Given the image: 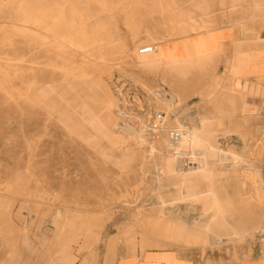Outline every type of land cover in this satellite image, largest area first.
<instances>
[{
    "label": "rangeland",
    "instance_id": "obj_1",
    "mask_svg": "<svg viewBox=\"0 0 264 264\" xmlns=\"http://www.w3.org/2000/svg\"><path fill=\"white\" fill-rule=\"evenodd\" d=\"M258 1L99 0L90 7L105 41L87 53L54 45L48 57L30 51L18 22L21 13L5 5L0 11V264H113L169 247L197 249L202 264H237V247L264 248V200L252 197L254 186L264 187V0ZM229 31L234 37L227 58L229 44L222 39ZM147 45L155 51L141 53ZM247 82L263 87L262 96L247 95ZM108 98L115 104L112 111ZM247 103L257 107L255 114ZM158 113L163 118L155 123ZM196 117L219 147L199 183L206 224L220 242L199 231L182 238L175 206L183 187L197 190L195 176L183 180L181 162L197 145L190 132H198ZM181 125L187 141L176 132ZM197 146L204 153V145ZM255 171L260 181L247 175ZM162 212L171 219L167 228ZM140 214L155 217L153 227ZM132 234L145 245L132 246Z\"/></svg>",
    "mask_w": 264,
    "mask_h": 264
},
{
    "label": "bare ground",
    "instance_id": "obj_2",
    "mask_svg": "<svg viewBox=\"0 0 264 264\" xmlns=\"http://www.w3.org/2000/svg\"><path fill=\"white\" fill-rule=\"evenodd\" d=\"M98 1L99 0H3V1H0V11L3 10V8L5 7V5H14L15 7V10H14V13H16V11H18V13L20 12L21 13V20H18V22L20 21V28L22 30V38H24L26 40V43L29 45V48H30V51L33 50V54L36 56V57H40L41 55L43 54H47V57L48 55H51L52 54V50H53V47L54 45H62V46H70V47H73L72 50L74 48H76L77 50H84V52H89L88 50L86 51L87 48L89 47H92V46H95L97 43H102L103 41H105V39L102 37V35H100V30H101V25L99 24L100 21H96L95 20V17L96 15L93 13L92 9H91V4H94L95 6V3L98 5ZM118 1V0H117ZM224 1V0H223ZM226 1V0H225ZM261 1V0H260ZM258 1V2H260ZM108 2V0H107ZM112 2V1H111ZM120 2V1H119ZM158 2V1H157ZM203 2V1H201ZM222 2V0H221ZM114 3V2H112ZM212 3V2H211ZM254 3V2H253ZM256 3V2H255ZM117 4V2H116ZM201 4V3H200ZM238 4V3H237ZM111 5V4H110ZM99 6V5H98ZM108 6V5H107ZM113 6V5H112ZM122 6V5H121ZM231 6V5H230ZM255 6V5H254ZM196 7V6H195ZM260 7V6H259ZM263 7V6H262ZM103 8V6H102ZM199 8V7H198ZM7 9V8H6ZM17 9V10H16ZM105 9H108L107 11H109V6L108 8L105 7ZM121 10H124V8H120ZM165 9V8H164ZM201 9V8H199ZM236 9V8H235ZM10 10V9H9ZM198 10V9H197ZM203 10V9H202ZM219 10V9H218ZM98 11V10H97ZM97 11H94V12H97ZM104 11V10H103ZM111 11V10H110ZM207 12V11H206ZM225 13V11H223ZM261 12V11H260ZM4 13V12H3ZM2 13V14H3ZM11 13V12H10ZM101 13V12H99ZM6 14V13H5ZM103 14V13H102ZM222 14V13H220ZM263 14V13H262ZM3 16V15H2ZM7 17V14L5 15ZM133 16V15H131ZM226 16V15H225ZM4 17V16H3ZM5 17V18H6ZM103 17V16H102ZM134 17V16H133ZM179 17V16H177ZM183 17V16H182ZM260 17V16H259ZM20 18V17H19ZM104 18V17H103ZM132 18V17H131ZM176 18V17H175ZM218 18V17H217ZM264 18V17H263ZM4 19V18H3ZM10 19V18H9ZM92 19H94L93 21H91ZM133 19V18H132ZM131 19V20H132ZM188 19V18H187ZM12 20H15V19H12ZM102 20V19H101ZM126 20V19H124ZM175 20V19H174ZM184 20H186L185 18H182L179 20V22H181V24L184 22ZM91 21V22H90ZM178 21V20H177ZM176 21V22H177ZM214 21V20H213ZM262 21V20H261ZM2 22V21H1ZM11 22V21H10ZM95 24H94V23ZM131 22V21H130ZM187 22V21H186ZM185 22V23H186ZM264 22V21H262ZM8 23V22H7ZM13 23V22H12ZM92 23V24H90ZM97 23V24H96ZM101 23V22H100ZM104 23V22H103ZM133 23V22H131ZM94 24V25H93ZM113 24V23H112ZM126 24V23H125ZM180 24V23H179ZM208 24V22H207ZM210 24V23H209ZM7 25V24H5ZM105 25V24H104ZM114 25V24H113ZM190 25V24H188ZM199 25V24H198ZM197 25V26H198ZM213 25V23H212ZM216 25H218L216 23ZM260 25V24H259ZM179 27V26H177ZM181 27H184L183 25ZM208 27V26H207ZM14 28V27H13ZM103 28V27H102ZM109 28V27H108ZM113 28V26L111 27ZM192 28V27H191ZM199 28V27H198ZM218 28V27H217ZM261 28V27H260ZM177 29V28H176ZM183 29V28H182ZM206 29V28H204ZM216 29V28H215ZM214 29V30H215ZM263 29V28H262ZM16 30V29H15ZM107 30V29H106ZM109 30V29H108ZM120 30V29H119ZM193 30V29H192ZM113 31V30H112ZM176 31V30H175ZM174 31V32H175ZM180 31V30H179ZM194 31V30H193ZM105 32V31H104ZM192 32V31H191ZM208 32V31H207ZM106 33V32H105ZM104 33V34H105ZM113 33V32H112ZM199 33V32H198ZM201 33V32H200ZM194 34V33H193ZM217 34V33H216ZM93 35V36H92ZM172 35H175L176 34H172ZM212 35V33H211ZM214 35V34H213ZM104 36V35H103ZM189 35H187L188 37ZM192 36V35H191ZM119 37V36H118ZM186 37V38H187ZM212 37V36H211ZM112 38L113 40V37H110ZM120 38V37H119ZM174 38V37H173ZM172 38V39H173ZM176 38V37H175ZM192 38V37H191ZM195 39V37H193ZM192 38V39H193ZM183 39V38H182ZM205 39V38H203ZM213 39V38H212ZM211 39V40H212ZM23 40V39H22ZM108 40V38H107ZM106 40V41H107ZM178 40V39H177ZM186 40V39H185ZM197 41L198 38L196 39ZM210 40V39H209ZM111 41V40H110ZM120 41V40H119ZM179 41V40H178ZM193 41V40H192ZM196 41V42H197ZM214 41V40H213ZM218 41V40H217ZM113 42V41H112ZM115 42V41H114ZM216 42V41H215ZM150 43V42H149ZM177 43V42H176ZM186 42H184L185 44ZM191 43V42H190ZM193 43V42H192ZM195 43V41H194ZM193 43V44H194ZM198 43V42H197ZM200 43V42H199ZM210 43V42H209ZM110 44V43H109ZM153 44V43H152ZM164 44V43H163ZM169 44V43H168ZM188 44V43H187ZM208 44V41L207 43ZM213 44V43H212ZM107 45V44H106ZM115 44H113L112 46H114ZM118 45V44H117ZM116 45V46H117ZM180 45H183L182 43ZM179 45V46H180ZM119 46V45H118ZM178 46V44H177ZM215 47V45H213ZM211 46V47H213ZM98 47V46H97ZM107 47V46H106ZM112 47V48H113ZM189 47V46H187ZM200 47V46H199ZM203 47V46H202ZM61 48V47H60ZM101 48V47H99ZM108 48H110V46H108ZM119 48V47H118ZM156 48V47H155ZM158 48V47H157ZM206 48V47H204ZM55 49V48H54ZM59 49V48H58ZM65 49V47H64ZM90 49V48H89ZM93 49H97L96 47L93 48ZM104 49H105V46H104ZM103 49V51H104ZM123 49V48H122ZM172 49V48H171ZM182 49V48H181ZM190 49V48H189ZM188 49V50H189ZM193 49V46L192 48ZM208 49V48H207ZM214 49V48H212ZM71 50V51H72ZM92 50V48H91ZM99 50V49H97ZM96 50V51H97ZM101 50V49H100ZM108 50V49H107ZM138 50V46H134L133 47V50L132 52L135 53L137 52ZM160 50V49H159ZM158 50V51H159ZM167 50V49H166ZM177 50H180L177 49ZM185 50V48H184ZM210 50V49H209ZM68 51V50H67ZM66 51V52H67ZM155 51V50H154ZM164 51V50H163ZM170 51V50H169ZM173 51V50H172ZM183 51V49H182ZM181 51V52H182ZM195 51V50H194ZM198 51V50H196ZM200 51V50H199ZM211 51V50H210ZM65 52V51H64ZM82 52V51H81ZM102 52V51H101ZM175 52H176V49H175ZM203 52H206V51H203ZM74 53V52H73ZM80 53V52H79ZM83 53V52H82ZM93 53V52H91ZM111 53V52H110ZM154 53V52H152ZM157 53V52H156ZM166 53V52H165ZM171 53V52H170ZM68 54V53H67ZM101 54V53H100ZM151 54V52H150ZM179 54V53H178ZM190 54V53H189ZM199 54V53H198ZM203 54V53H201ZM63 55V54H62ZM73 55V54H72ZM83 55V54H82ZM90 55V54H89ZM92 55V54H91ZM90 55V56H91ZM98 55V54H97ZM96 55V56H97ZM104 55V54H103ZM138 55V54H137ZM182 55V54H181ZM33 56V55H32ZM84 56V55H83ZM88 56V60H89V57ZM108 56V55H107ZM113 56V55H112ZM140 56V55H139ZM147 56V55H146ZM180 56V55H179ZM186 56V55H185ZM46 57V56H45ZM70 58V56H68ZM67 57V59H68ZM73 57V56H72ZM85 57V56H84ZM87 57V56H86ZM86 57L84 59H86ZM135 57V56H134ZM141 57V56H140ZM173 57V56H172ZM24 58V57H23ZM91 58V57H90ZM94 58V57H92ZM99 59H101L102 57H98ZM163 58V57H162ZM43 59V57L41 58V60ZM66 59V60H67ZM74 59V57H73ZM142 59V57H141ZM151 59V58H150ZM193 59V58H192ZM195 59V58H194ZM40 60V61H41ZM140 60V59H139ZM147 60V58L145 59ZM160 60V59H159ZM158 60V62H159ZM38 61V60H37ZM70 61V60H69ZM77 61V60H76ZM80 62V60H78ZM77 61V62H78ZM100 61V60H99ZM107 61V59H106ZM109 61V60H108ZM68 62V61H66ZM73 62V61H72ZM70 62V63H72ZM75 62V61H74ZM75 62V63H77ZM83 62V61H82ZM87 62V61H86ZM101 62V61H100ZM105 62V61H104ZM145 62V61H144ZM153 62V61H152ZM35 63V62H34ZM51 63V62H50ZM53 63V62H52ZM89 63V62H88ZM93 64H95L94 62H92ZM92 63H89V64H92ZM103 63V62H102ZM111 63V62H110ZM151 63V61L149 62ZM44 64V62L42 63ZM47 64V62H46ZM74 64V63H73ZM85 64V63H84ZM160 64V63H159ZM71 65V64H70ZM140 65V64H139ZM50 66V65H49ZM63 66V65H62ZM74 66V65H73ZM159 66V65H158ZM156 66V67H158ZM163 66V65H162ZM52 67V66H51ZM72 67V65H71ZM79 67V66H78ZM80 67H81V64H80ZM3 68V67H2ZM59 68V67H58ZM153 68V67H152ZM33 69V68H32ZM31 69V70H32ZM37 69V67H36ZM72 69H74L72 67ZM84 69V68H82ZM27 70V69H26ZM29 69V71H31ZM81 71V69H79ZM34 71V70H33ZM74 71V70H72ZM77 71V70H75ZM83 71V70H82ZM41 72V70H39V73ZM86 72V71H85ZM26 73V71H25ZM34 73V72H32ZM78 73H80L78 71ZM53 74V73H52ZM105 74V73H104ZM262 74V73H261ZM87 75V74H86ZM86 75H84L86 77ZM50 76V75H49ZM82 76V78L84 77ZM89 76V75H87ZM32 78V77H31ZM34 79V78H33ZM85 79V78H84ZM87 79V78H86ZM238 79V78H237ZM246 79V78H244ZM261 82V78H259ZM257 79V80H259ZM241 80V79H240ZM62 81V80H61ZM87 81V80H86ZM246 81V80H244ZM33 82V81H32ZM98 82V81H97ZM61 83V82H60ZM249 83V86L247 89V95H251V96H262V92H263V87L262 90L260 89V85L257 83V82H247ZM25 84V83H24ZM23 84V85H24ZM246 84V83H245ZM101 85V84H100ZM40 86V85H39ZM48 86V85H47ZM99 86V84H98ZM167 86V85H166ZM226 85H223V88H225ZM69 88V87H68ZM220 89V87H219ZM226 89H229V88H226ZM88 90V89H87ZM103 90V88H102ZM63 91V90H62ZM73 91V90H72ZM120 91V90H119ZM158 91V90H157ZM217 91V90H216ZM221 91V90H220ZM26 92V91H24ZM67 92V91H66ZM91 92V91H90ZM213 92V91H212ZM261 92V93H260ZM23 93V92H22ZM112 93V92H111ZM216 93V92H215ZM221 93V92H220ZM245 93V92H244ZM165 95V94H164ZM216 95V94H215ZM224 95V94H223ZM226 95V94H225ZM231 95V94H230ZM246 95V94H245ZM27 96V95H26ZM74 96V95H73ZM105 96V95H104ZM227 96V95H226ZM111 97V95H110ZM166 97V96H165ZM213 98V96H211ZM229 97V96H228ZM241 97V96H240ZM112 98V97H111ZM111 98H108V102L106 103L107 104V107H109V109L112 111L113 108H115V104L113 103L114 101L111 99ZM122 98V97H121ZM126 98V97H125ZM35 101L37 102V100L39 101L40 98L36 95L35 96ZM167 99V98H166ZM210 99V97H209ZM214 99V98H213ZM221 99V98H220ZM222 100V99H221ZM242 100V99H241ZM159 101V100H158ZM168 101V100H167ZM166 101V102H167ZM211 101V100H210ZM224 101V100H223ZM222 101V102H223ZM51 102V101H50ZM68 102V101H67ZM221 102V103H222ZM243 102V101H242ZM157 103V101H156ZM160 103V102H159ZM170 103V102H169ZM168 103V104H169ZM174 103V102H173ZM176 103V102H175ZM219 103V104H221ZM228 103V102H227ZM232 103V102H231ZM38 104V103H37ZM49 104V103H48ZM54 104V103H53ZM62 104V103H61ZM129 104V103H128ZM166 104V105H168ZM207 104V103H206ZM205 104V105H206ZM213 104V103H212ZM40 105V104H39ZM171 105V104H170ZM174 105V104H173ZM209 107H210V104H208ZM217 105V103H216ZM228 105V104H226ZM244 105V104H243ZM242 105V106H243ZM76 106V105H75ZM156 106L158 107V105L156 104ZM57 107V106H56ZM69 107V106H68ZM167 109L169 108L168 106H166ZM32 108V107H31ZM140 108V107H139ZM172 108V106H171ZM222 108V107H220ZM227 108V107H226ZM229 108V107H228ZM239 108V107H238ZM246 108H247V111H249L251 114H255L257 112V107L255 105L251 106V104L247 103L246 105ZM54 109V108H52ZM79 109V108H78ZM201 109V108H200ZM219 109V108H218ZM245 109V108H244ZM51 110V109H50ZM108 110V108H107ZM114 110V109H113ZM164 110V109H163ZM171 110V109H170ZM173 110V109H172ZM198 110V109H197ZM225 110V109H224ZM230 110V109H229ZM64 111V110H63ZM159 111V110H157ZM166 111V110H165ZM169 111V110H168ZM222 111V110H221ZM231 111V110H230ZM241 111V110H240ZM243 111V110H242ZM171 112V111H170ZM200 112V110H199ZM227 112V111H226ZM233 112V111H232ZM231 112V113H232ZM94 113V112H93ZM201 113V112H200ZM216 113V112H215ZM243 113V112H242ZM114 114V112H113ZM117 114V113H116ZM131 114V113H130ZM172 114V113H171ZM203 115V113H201ZM206 114V113H205ZM167 115V114H166ZM200 115V114H199ZM229 115V114H228ZM66 116V115H65ZM198 116V115H197ZM227 116V115H226ZM247 116V115H246ZM136 117V116H135ZM147 117V116H146ZM154 117V122L155 123H159V119L163 118V115L158 113L157 115L153 116ZM152 117V118H153ZM170 117V116H168ZM179 117V116H178ZM253 117V116H252ZM98 118V117H97ZM117 118V117H116ZM241 118V117H240ZM180 119V118H179ZM206 119V117H205ZM216 119V117H215ZM109 120V119H108ZM139 120V119H138ZM164 120V119H163ZM173 120V119H172ZM194 120V119H193ZM196 120V126L195 128L197 129L198 132L196 133H193L192 131H190L192 134V138H194V140H196L197 142V145H201L203 146L204 145V153H198L196 151V147H198L197 145H190V150L188 152V155L187 157L181 161L182 163L184 162V166L183 169H182V172L184 173V179L185 180L187 177L189 176H195V180H196V184L193 183L192 185L195 186V188L197 190H194L193 192H188L185 187H183L180 192H179V199H178V202L177 204L175 205L176 206V210L179 214V216L182 218V223L180 222V225H181V237L182 238H185L186 235L189 233L190 234V231H195L196 232H201L205 237H208V236H212L214 235V239L218 242H220L219 240L221 239L218 235H215L211 232V230L208 228V225L206 224V222H208V220H206L208 218V213L207 211L203 208V205H202V200H203V197H202V191L201 190V186L199 183V181L201 180L202 177H204V172L201 173L202 170L206 169L209 167L210 165V158H212V156H214L215 154H217L219 151V147L218 148H214L213 145L214 144H211V135L212 133L207 129V126L206 124L204 123L205 121H203V119L201 117H196L195 118ZM214 120V118H213ZM177 121V120H176ZM180 121V120H179ZM185 121V119H184ZM184 121L182 123H184ZM215 121V120H214ZM112 122V121H111ZM222 122V121H221ZM90 123H93V122H90ZM169 123H172L171 121ZM180 122V124H182ZM186 123V121H185ZM184 123V124H185ZM187 123H188V120H187ZM207 123V122H206ZM168 124V122H167ZM179 124V123H178ZM208 124V123H207ZM217 124V123H216ZM219 124V123H218ZM224 124V123H223ZM174 125V124H173ZM194 125V124H193ZM77 126V125H76ZM91 126H94L91 124ZM167 126V125H166ZM175 126V125H174ZM217 126V125H216ZM162 127V126H161ZM160 127V128H161ZM177 127V126H175ZM185 126L182 127L179 126L177 129L178 131V137L181 139L183 138V140L185 139L186 140V130L185 132L182 131V129H184ZM240 127V126H239ZM110 128V127H108ZM173 128V127H172ZM187 128V127H186ZM216 128V127H215ZM65 129V128H64ZM168 129V128H167ZM175 129V128H174ZM188 129V128H187ZM77 130V129H76ZM176 130V129H175ZM211 130V129H210ZM172 131V130H170ZM174 131V130H173ZM220 131V130H219ZM105 132V131H104ZM113 132V131H112ZM127 132V131H126ZM168 132V131H167ZM222 132V131H221ZM87 133V132H86ZM218 133V129L216 130V134ZM167 134V133H166ZM215 134V135H216ZM221 134V133H220ZM162 135V134H161ZM189 136V134H187ZM219 135V134H218ZM84 136V135H83ZM99 136V135H98ZM154 136V135H153ZM165 136V135H164ZM214 136V135H213ZM157 137V136H156ZM190 137V136H189ZM187 137V138H189ZM158 138V137H157ZM161 138L163 139V137L161 136ZM165 138V137H164ZM220 138V137H219ZM159 139V138H158ZM213 139V138H212ZM170 140V139H169ZM182 140V139H181ZM118 141V140H117ZM122 141V140H121ZM120 141V142H121ZM158 141V140H157ZM162 141V140H161ZM174 141V140H173ZM176 141V140H175ZM191 141V140H190ZM143 142V141H142ZM213 142V141H212ZM140 143V142H139ZM163 143V142H162ZM183 143H186V142H183ZM188 143V142H187ZM109 144V143H108ZM190 144V143H189ZM196 144V143H194ZM218 144V142L216 143ZM187 145V144H186ZM175 146V145H174ZM188 146V145H187ZM186 146V148H187ZM144 147V146H143ZM179 148V145L177 146ZM184 147V146H183ZM200 147V146H199ZM29 148V147H28ZM31 148V147H30ZM155 148V147H154ZM165 149V148H164ZM189 149V148H188ZM218 149V150H217ZM106 150V149H105ZM113 150V149H112ZM119 150V148H118ZM165 151V150H164ZM184 151V150H183ZM188 151V150H187ZM224 150H222L223 152ZM186 152V151H185ZM170 153V152H169ZM168 153V154H169ZM232 154V153H231ZM113 155V154H112ZM174 155V154H173ZM235 155V154H234ZM176 156V155H175ZM177 156H180L179 154H177ZM184 156V154H183ZM238 156V155H237ZM242 159V158H240ZM226 160V159H225ZM180 162V163H181ZM221 164V163H220ZM224 165V164H223ZM226 165V164H225ZM228 165V164H227ZM225 167V166H224ZM228 167V166H227ZM211 169V168H210ZM225 170V169H224ZM234 170V169H233ZM259 171H255V172H250L248 173L247 175L250 177L256 182V181H260V178L258 176V173ZM200 175V176H198ZM226 175V174H225ZM234 175V174H233ZM260 175V174H259ZM197 176V178H196ZM181 177V175H180ZM199 178V179H198ZM214 179V178H213ZM203 180V178H202ZM201 180V181H202ZM182 181V179H181ZM198 181V183H197ZM208 186V185H207ZM179 188V187H178ZM192 188V187H191ZM209 188V187H208ZM207 188V189H208ZM206 191V190H205ZM208 191V190H207ZM216 191V189H215ZM217 192V191H216ZM215 192V194H216ZM207 193V192H206ZM253 199L255 198L256 200H258L259 202L263 201L264 200V187H256L254 186L253 188ZM215 198V197H214ZM217 200V199H216ZM215 201V199H214ZM186 202V203H185ZM207 203V202H206ZM218 203V202H217ZM216 205V204H215ZM170 206V205H169ZM164 207V206H163ZM166 207V206H165ZM222 207V206H221ZM1 208V207H0ZM162 208V207H161ZM167 208H169L167 206ZM164 209V208H162ZM161 211V210H160ZM173 211H175L173 209ZM176 212V211H175ZM241 212V211H240ZM211 213V212H210ZM244 213V212H243ZM61 214V213H60ZM75 214V213H74ZM8 215V214H7ZM161 215V214H160ZM221 215V213H220ZM242 215V214H241ZM178 215H176V218ZM222 216V215H221ZM8 217V216H7ZM216 217V216H215ZM140 220H144L145 223L147 225H152L153 227V224H154V218H144V216H142L140 214V216L138 217ZM160 218V217H159ZM172 218V217H171ZM209 219V218H208ZM62 220V219H61ZM161 220V224L163 226V228H167L169 227V222L168 220H171L170 217H168L165 212L163 213L162 212V218L160 219ZM176 219H174L175 221ZM212 220V219H210ZM215 221V220H214ZM198 222V223H197ZM217 222V221H216ZM214 223V222H212ZM69 224V222H68ZM179 224V223H177ZM215 224V223H214ZM173 224H171L172 226ZM211 225V224H210ZM63 226V225H62ZM65 226V225H64ZM63 226V227H64ZM161 226V225H160ZM69 227V226H68ZM221 227V226H220ZM158 228V227H157ZM156 229V227L154 228ZM159 229V228H158ZM157 229V230H158ZM59 230V229H57ZM63 230V229H62ZM65 230V229H64ZM165 230V229H164ZM133 231L134 233H137V231L133 228ZM180 231V230H179ZM63 232V231H62ZM61 232V233H62ZM161 232V231H160ZM163 232V231H162ZM161 234L164 235V232ZM129 233V232H128ZM144 233V232H143ZM124 234V233H123ZM131 234V233H130ZM61 235V234H60ZM96 235V234H95ZM129 235V234H128ZM162 235V236H163ZM179 235V234H178ZM67 236V235H66ZM97 236V235H96ZM176 236V235H175ZM174 236V237H175ZM189 236V235H188ZM180 237V236H179ZM128 238V237H127ZM189 238V237H187ZM96 239V237H95ZM202 239H205V238H202ZM213 239V240H214ZM94 240V238H93ZM97 240V239H96ZM147 240V239H146ZM227 240V239H226ZM128 241V240H127ZM130 241H131V244L132 246L137 244V241H139L141 243V246L142 244H144V241L145 239L142 238L141 240H138L136 235L135 234H132L130 236ZM192 241V240H191ZM225 241V240H224ZM95 242V241H94ZM150 241L147 240L146 243H149ZM139 243V244H140ZM92 244V243H91ZM138 244L137 247H140ZM213 244H216L213 242ZM61 245V244H60ZM145 245V244H144ZM143 245V247H144ZM211 245V244H210ZM135 248V247H134ZM141 249V248H140ZM69 250V248H68ZM142 250V249H141ZM66 251V249H65ZM69 256V255H68ZM77 256V255H76ZM69 258V257H68ZM70 259V258H69ZM85 262V261H83ZM82 263V262H81ZM57 264V263H56ZM85 264V263H84Z\"/></svg>",
    "mask_w": 264,
    "mask_h": 264
},
{
    "label": "crops",
    "instance_id": "obj_3",
    "mask_svg": "<svg viewBox=\"0 0 264 264\" xmlns=\"http://www.w3.org/2000/svg\"><path fill=\"white\" fill-rule=\"evenodd\" d=\"M233 16L235 15L233 14ZM233 37V31H229L226 37L222 39L224 43L227 45L229 44L226 49L227 58L230 57L232 52L230 42ZM236 249L238 256L237 264H264V248L261 244H252L249 247L243 245ZM196 250L197 249H195V251H187L185 249L180 250L176 247L163 249L153 248L148 250L149 255L146 258H137L136 260L132 258H124L122 260H116L113 264H202ZM228 251L234 257V251L229 248Z\"/></svg>",
    "mask_w": 264,
    "mask_h": 264
},
{
    "label": "built area",
    "instance_id": "obj_4",
    "mask_svg": "<svg viewBox=\"0 0 264 264\" xmlns=\"http://www.w3.org/2000/svg\"><path fill=\"white\" fill-rule=\"evenodd\" d=\"M155 49V47L153 45H147V46H143L141 49H140V52L141 53H146V52H151Z\"/></svg>",
    "mask_w": 264,
    "mask_h": 264
}]
</instances>
